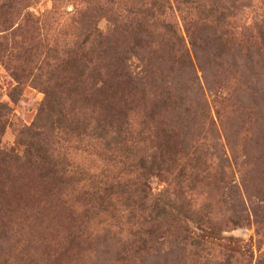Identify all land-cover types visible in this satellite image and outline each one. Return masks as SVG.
<instances>
[{
  "label": "rangeland",
  "instance_id": "1",
  "mask_svg": "<svg viewBox=\"0 0 264 264\" xmlns=\"http://www.w3.org/2000/svg\"><path fill=\"white\" fill-rule=\"evenodd\" d=\"M127 1L110 0L106 9L121 11ZM195 1L205 6L212 3L218 10L221 0ZM12 2L9 12L0 11V104L8 109L0 127V152L20 156L17 131L32 122L44 103V93L56 90L54 84L46 82L50 64L51 68L59 64L57 60L70 50L75 31L92 25L108 35L111 26L99 15L92 23L73 17L78 12L92 14L96 8L92 1ZM249 2L235 17L229 41L210 22L213 15L168 0L170 9L161 16L153 37L131 49L140 57L152 58L147 68L152 70L154 83L144 86L141 104L128 115L121 114L122 107L116 103L120 90L102 77L107 80L102 93L106 102L100 109L90 103L87 110L72 105L73 109L64 107L63 111L77 127L59 133L58 153L79 165L77 170L92 176L106 170L108 181L114 184L134 177V169L127 171L124 165L130 163L128 159L143 157L144 148L138 144L127 152L130 139L125 136L124 143L114 146L113 152L109 150L114 159L109 155L107 159L114 163H105L99 148L102 143L97 145L92 136L100 120L109 126L128 121L138 130L140 123L148 121L147 115L156 111L154 121L168 126L162 129L174 128L175 138L170 144L177 152L175 164L186 176L195 165L191 147L199 150L193 153L201 160L196 166L205 168L204 174L210 177L207 182L213 186L201 182L187 195L195 206H207L204 215L215 227L212 231L193 229L194 236L209 245L203 260L194 264H264V40L256 38L254 29L264 21V0ZM95 55H87L88 61L73 60L75 66L66 69L84 74L86 66L85 89L96 83L93 78L99 66L94 63ZM138 59L128 55L134 72L146 65L145 60ZM63 68L60 66V72ZM63 77L60 75L57 82ZM12 87L18 95L9 102L6 94ZM163 92L169 94L165 104L159 103L157 110H152L157 95ZM111 131L108 128L107 135ZM33 171L8 162L0 165V264H125L126 255L139 256L136 264H190L175 259L181 250L176 243L143 252L135 243L129 251L128 243L140 235L118 231L124 219L118 223L115 218L120 220L127 212L120 200L114 206H84L74 199L80 184L58 179L47 188ZM66 171L71 176L73 170ZM145 183L153 196L166 187L162 178L152 175ZM185 186L183 182L180 188L185 191ZM51 187L54 190L47 195ZM62 193L68 199L64 205L59 202ZM129 222L126 226L132 225ZM103 235H108L104 241Z\"/></svg>",
  "mask_w": 264,
  "mask_h": 264
},
{
  "label": "trees",
  "instance_id": "2",
  "mask_svg": "<svg viewBox=\"0 0 264 264\" xmlns=\"http://www.w3.org/2000/svg\"><path fill=\"white\" fill-rule=\"evenodd\" d=\"M12 1L0 0V11L7 13L13 9ZM86 1H92L96 5L93 13L86 15L78 12L73 17L77 15L76 17L81 22L92 23L96 16H103L111 26L109 34L101 33L92 25L84 26L81 31H75L71 38L70 50H66L64 57L57 60L59 64L53 65L52 68L50 64V70L47 71L46 82L54 84L55 92L48 90L44 93V103L36 112L32 122L28 126H22L16 133V144L22 147V154L17 156L0 152V165L8 162L19 168L22 165L25 170L31 172L35 170L38 179L45 182L47 188L55 185L58 179H70V184L73 183L75 186L80 184V187L75 190L74 199L81 201L84 206L108 207L114 206L120 200L122 204L120 206L127 212L124 218L120 220L119 217L115 218L118 223L124 219L118 225L121 228L124 226L125 229L119 228L118 231L124 235H140V239L134 238L128 243V246H131L129 251L133 250L135 243H139L142 252L150 250L153 246L154 249H160L164 245L169 248L176 243L175 245L181 247L175 258L179 263L194 264L198 259L202 261L203 257L201 256L209 248V245L201 238L194 236L193 229L205 228L212 231L215 226L204 215L207 206H195L187 193L194 186L197 187L199 183L209 181L210 177L209 174H204L203 166L201 168L196 166L200 157L199 154L193 157L196 149L192 147L190 157L195 165L192 166V169L189 168L190 174L186 176L185 171L178 170L175 164L176 159H174L177 152L170 144L174 141L172 138H175L174 128L162 129L168 126L161 127L160 122L154 121L153 114H157L156 111L147 115L148 121L140 123L138 130L133 129L128 121L121 124L119 122L110 123L109 126L103 120L95 124L92 129V136L97 140V145L102 143L99 148L103 151L105 163H114L113 154L109 155V150L113 152L114 146L124 143L125 136L130 139L129 147H125L127 152L141 144L144 148L143 157L136 161L128 159L130 163L127 162V165H124L127 167V171L129 168L134 169L135 174L132 179L126 178L115 184L111 183L108 181V175L105 174L106 170L101 171L99 175L92 176L86 171L77 170L79 165L68 162L67 158L57 151L60 140L59 133L63 135V132L77 127L75 122L67 120L68 116L63 113L64 107L73 109V105L75 109L87 110L88 104L91 103L100 109L106 102L102 93L105 88L104 81L107 80L102 77L108 78L109 83L114 84L120 90V97L116 103L122 107L123 113L121 114L128 115L132 110H135L139 102L141 104L144 86L154 83L152 70L147 68L150 64L149 59L152 58L140 57L132 53L131 49L139 48L138 46L144 42L143 39L153 37L152 34L161 16L170 9L168 0H128L126 7H123L121 11L111 13L109 8L106 9V5L111 3L110 0ZM101 3L103 5H100ZM174 3L201 14L213 15L210 22L215 25L216 29L221 30V37L231 41L230 36L233 34L230 29L235 27V17L241 8L248 7L250 2L249 0H221L218 10L212 3L205 6L195 0H180L179 2L174 0ZM260 25L259 28L254 25V29L256 38L262 42L264 40V34H262L264 21ZM147 43L148 41L145 42V46ZM91 54L93 56L96 54L94 63L97 61L99 67L93 78L96 83L91 85V88L85 89L86 66L83 67L84 74L80 71L69 73L66 69L68 66H75L73 60L88 61L87 55ZM129 54L138 56L141 61L145 60L146 65H143L137 72L132 71L131 65H128ZM148 54L150 52H147L146 56ZM154 55L155 53L153 57ZM62 65L64 68L60 72L59 68ZM62 74L65 77L61 79L62 81L57 82V78ZM67 86L70 87L67 89ZM16 95H18V90L12 87L7 92L6 98L9 102H14ZM139 95H141L140 99L137 98ZM167 96L169 94L164 92L158 94L151 109L157 110L159 103L165 104ZM157 100L159 101L157 102ZM6 114H8V109L0 104V127L2 117ZM82 121L80 120L81 124ZM168 124L170 123L168 122ZM108 128L112 130L111 135H107ZM108 155L113 159L108 161ZM69 168L73 170L71 176L66 171ZM192 170L193 173H191ZM122 172L124 171L120 173ZM150 175L160 177L166 183V187L154 196L150 194L145 183L146 178H149ZM99 177L104 182L98 181ZM183 182H186L185 191L180 188ZM206 184L213 186L212 182ZM53 190L54 187H51V190L46 191L47 195ZM61 195L59 202L64 205L68 200L67 194L62 193ZM128 206H131L130 210ZM111 211H113V207ZM108 215H111V212ZM129 221L132 222V225L126 226V224H130ZM133 226L134 229L131 230L130 228ZM107 236L103 235V241L108 238ZM168 251L170 250L168 249ZM138 258L139 256L126 255L123 260L125 264H136ZM185 259L188 261H184Z\"/></svg>",
  "mask_w": 264,
  "mask_h": 264
}]
</instances>
